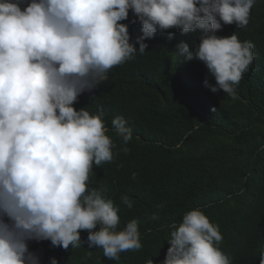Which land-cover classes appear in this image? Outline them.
I'll return each instance as SVG.
<instances>
[{"label":"clouds","instance_id":"1","mask_svg":"<svg viewBox=\"0 0 264 264\" xmlns=\"http://www.w3.org/2000/svg\"><path fill=\"white\" fill-rule=\"evenodd\" d=\"M254 3L0 0V264H40L30 248L42 240L65 250L79 247L81 230L88 232V248H101L108 259L141 248L138 221L117 230L118 207L87 184L93 165L113 159L104 112L90 114L73 104L107 80L113 67L143 54L146 39H167L184 60L203 62L215 80L210 84L206 78L204 86L233 95L254 59L253 44L235 32H216L222 24L246 27ZM129 10L141 25L134 42L121 23ZM194 31H200L199 43L190 48L180 40ZM111 124L127 145L132 131L125 119L116 116ZM122 202L132 207L127 196ZM170 228L161 264H231L219 247L218 225L199 208ZM259 257L264 264V250ZM49 264L58 261L52 257Z\"/></svg>","mask_w":264,"mask_h":264},{"label":"trees","instance_id":"2","mask_svg":"<svg viewBox=\"0 0 264 264\" xmlns=\"http://www.w3.org/2000/svg\"><path fill=\"white\" fill-rule=\"evenodd\" d=\"M134 20L129 10L121 21L130 42L141 35ZM233 32L253 44L254 56L233 95L204 86L206 78L210 84L215 80L203 62L184 60L167 39H146L143 54L113 67L93 92L78 96L75 109L103 110L106 134L115 145L110 162L93 165L88 187L118 207L117 230L138 221L141 248L108 259L101 248H88V232L81 230L79 247L65 250L42 240L30 248L40 264L52 257L58 264H148L150 259L161 264L170 226L193 208L218 225L219 247L231 264H259L264 250V0H255L246 27L222 24L216 35ZM199 38L200 31H194L180 41L191 48ZM116 116L132 131L127 145L112 130ZM125 146L127 153L121 150ZM124 196L131 208L122 202Z\"/></svg>","mask_w":264,"mask_h":264}]
</instances>
